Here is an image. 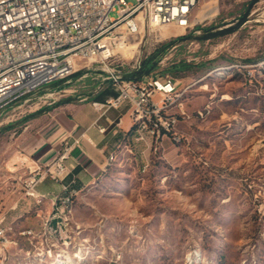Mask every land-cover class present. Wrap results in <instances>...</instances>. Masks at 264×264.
Returning <instances> with one entry per match:
<instances>
[{
	"label": "rangeland",
	"instance_id": "1",
	"mask_svg": "<svg viewBox=\"0 0 264 264\" xmlns=\"http://www.w3.org/2000/svg\"><path fill=\"white\" fill-rule=\"evenodd\" d=\"M251 1L201 0L192 28L124 34L130 48L80 60L66 79L0 113V215L10 240L0 236V264H264V0L233 31L201 38L204 28L236 25ZM187 34L161 50L154 71L178 82L181 95L164 109L177 116L175 129L114 153L62 217L50 200L27 196L62 105L115 87L112 74L126 79ZM181 61L190 66L173 68Z\"/></svg>",
	"mask_w": 264,
	"mask_h": 264
},
{
	"label": "built area",
	"instance_id": "2",
	"mask_svg": "<svg viewBox=\"0 0 264 264\" xmlns=\"http://www.w3.org/2000/svg\"><path fill=\"white\" fill-rule=\"evenodd\" d=\"M201 0H0V113L27 100L40 87L66 79L80 60L105 61L115 55L124 34L135 35L146 25L174 24L193 27L192 14ZM118 15L112 17L111 11ZM139 66V65H138ZM118 93L102 101H92L104 115L110 109L129 104L135 125V140L158 139L175 129L178 118L165 114L169 97L181 95L172 76H145L141 80L111 76ZM161 93L156 101L153 96ZM119 125V122L117 123ZM106 127H99L105 132ZM176 139L179 137L175 136ZM71 144L26 181V195L37 203L50 200L54 217L71 211L77 192L63 196L40 193L36 186L46 176L63 182L69 173ZM115 151L109 156H114ZM64 191L68 185L62 184ZM0 215V236L8 243ZM31 233V231H27Z\"/></svg>",
	"mask_w": 264,
	"mask_h": 264
},
{
	"label": "crops",
	"instance_id": "3",
	"mask_svg": "<svg viewBox=\"0 0 264 264\" xmlns=\"http://www.w3.org/2000/svg\"><path fill=\"white\" fill-rule=\"evenodd\" d=\"M172 78L178 85L176 78ZM110 88L115 91L113 94H105L104 88L92 99L83 96L76 101L66 102L56 113L57 122L37 149V166L47 165L68 143L72 145L71 155L66 160L69 173L63 182L50 176L44 177L36 186L40 193L57 197L73 191L80 193L105 174L112 163L109 158L111 152L115 151L118 158L122 151L133 152L139 145L135 140V128L131 130L134 119L128 103L119 109L112 108L104 115H100L93 106L92 101H102L118 93L115 87ZM161 96L160 92H156L153 98L158 101ZM100 126L107 130L100 132ZM63 183L68 185V191H64Z\"/></svg>",
	"mask_w": 264,
	"mask_h": 264
},
{
	"label": "trees",
	"instance_id": "4",
	"mask_svg": "<svg viewBox=\"0 0 264 264\" xmlns=\"http://www.w3.org/2000/svg\"><path fill=\"white\" fill-rule=\"evenodd\" d=\"M257 0H253L250 3V7L247 9V11L244 13V15L239 18V22L236 25H231L229 27L226 28H222V29H217V30H213L214 27H207L204 28V33L201 36L202 39H209L212 38L214 36L220 35V34H225L228 33L230 31H233L237 26H239L240 24H242L243 22L246 21L247 19V15L250 11L251 6H253V4L256 2ZM191 34H187V35H181L178 37L173 38L172 40L168 41L167 43H165L161 49H157L150 57L143 59L140 61L139 66H137L135 69H133L130 74L128 76H126V79H137V80H141L143 77L145 76H159V77H163V76H167L169 75L168 73L162 74V73H155L154 71L158 68V62L160 59V53L161 50H167L169 49L171 46H173L174 44H176L178 41L186 39L188 37H190ZM190 64L186 63L185 61H181L180 63L174 65L173 68L178 69V71L185 69L187 67H189ZM171 76V74L169 75ZM172 77H175L172 75ZM103 92L105 94L107 93H111L113 94L115 91L113 89L110 88V86H107ZM135 128V125L131 128V130Z\"/></svg>",
	"mask_w": 264,
	"mask_h": 264
},
{
	"label": "bare ground",
	"instance_id": "5",
	"mask_svg": "<svg viewBox=\"0 0 264 264\" xmlns=\"http://www.w3.org/2000/svg\"><path fill=\"white\" fill-rule=\"evenodd\" d=\"M164 27H160L159 30L163 29ZM131 45H128L123 38H121L119 41H118V46L117 48L124 50V49H127V48H130ZM180 95H174V97H169L168 99V106L173 103L174 101H176L178 99ZM110 158V161L112 160V156L109 157ZM53 222V221H52ZM51 223V222H50ZM49 223V224H50Z\"/></svg>",
	"mask_w": 264,
	"mask_h": 264
}]
</instances>
